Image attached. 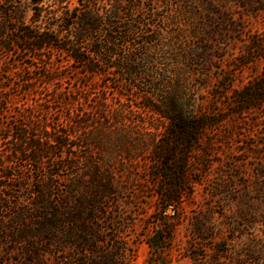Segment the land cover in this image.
<instances>
[{"label": "rangeland", "instance_id": "1", "mask_svg": "<svg viewBox=\"0 0 264 264\" xmlns=\"http://www.w3.org/2000/svg\"><path fill=\"white\" fill-rule=\"evenodd\" d=\"M74 8L97 14L101 46L117 31L89 57L94 73L60 50L9 47L25 27L67 43ZM262 43L264 0H0V231L18 230L13 214L44 201L76 219L61 234L91 228L82 252L93 264H264V109L239 120L228 106L264 75V47L252 51ZM171 101L213 124L190 155L189 195L178 204L159 192L172 157L160 151L165 121L153 112ZM44 127L66 147L44 143L39 165L16 155L20 130L31 142ZM60 247H41L45 264L73 255ZM1 260L23 264L17 253Z\"/></svg>", "mask_w": 264, "mask_h": 264}, {"label": "trees", "instance_id": "2", "mask_svg": "<svg viewBox=\"0 0 264 264\" xmlns=\"http://www.w3.org/2000/svg\"><path fill=\"white\" fill-rule=\"evenodd\" d=\"M41 1L31 0L33 5H39ZM63 1L58 0V3L61 5ZM79 6H81L80 3ZM70 11L66 15L68 17L74 16L73 20L77 32L70 36L67 43L59 44L62 42L59 33L49 34L44 30L42 32H34L33 29L25 27L14 29L12 32L14 35L8 41L9 47L16 48L22 52H40L45 49L60 50L68 55L70 61L81 64L86 73H94L95 70L91 66L89 57L98 56L103 46L106 47L108 45L106 43H113V34L117 31L114 32V28L111 27L108 31L109 35L105 44L101 46L100 43L94 41L95 36L99 33L98 25L100 24V19L97 14L90 8L82 10L83 12H80V8H74ZM70 26L66 29L67 32L71 31ZM86 44H89V48L85 51L84 45ZM263 45V43L256 45L252 51H263ZM5 49L9 51L8 48ZM83 53L86 54V57L83 56ZM110 54V50L105 53L107 57ZM249 54L250 52H248ZM240 63L242 68L249 64L247 61ZM230 99L231 101L228 103V106L232 111L233 118L240 120L247 114L258 113L263 110L264 75L247 83L244 87L233 93ZM164 108V110L153 108V112L165 121V130L160 141L163 147L160 151H169L172 159L163 163L160 168L161 170L158 172V176L164 182V189L159 192L167 204H178L185 196L189 195L188 187L191 184L190 155L197 151V144L207 129L213 127V124L211 118L206 115L199 116L179 111L174 101L169 102L168 106ZM22 126L26 127L25 124ZM46 127H44L46 134L40 138L38 137V140H31V142H24L26 134L20 130L21 132L14 139L18 146L16 152L14 151L16 155H25L24 157L28 159V162L39 165L40 161L43 160L42 149L44 143L59 144L65 148L64 142L59 141L57 135L51 136L52 132L47 130ZM64 135L65 137L73 136L67 133ZM67 147L71 146L67 144ZM5 177L8 178L7 175ZM43 188L41 184L36 183L35 193L36 200L38 201L42 199ZM40 203H42L40 210L35 209L31 212L20 210L13 214L11 221L12 223L17 222L19 224L18 230L3 228L0 231V264H4L1 257L15 253L22 256L23 264H45L47 254L50 252L48 250H41L43 245H49L56 249L62 248L60 246H63L65 249L67 246L71 249L73 255L59 264H93V255L89 254L91 256L89 258V256H85L82 252L84 248L92 245L91 237H93V233L90 231L91 228H88L84 224H79L78 227L72 229L70 234H61L58 226L61 223L67 222L73 225L77 223L76 219L72 217L70 218L72 220L69 221L67 216L60 215L57 209L50 203L44 204V201ZM1 244H10L21 248L4 250ZM158 250L159 248L156 246V251ZM102 264H107V261L102 262Z\"/></svg>", "mask_w": 264, "mask_h": 264}]
</instances>
